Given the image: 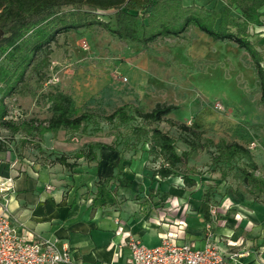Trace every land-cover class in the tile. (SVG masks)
Masks as SVG:
<instances>
[{"label":"rangeland","instance_id":"1","mask_svg":"<svg viewBox=\"0 0 264 264\" xmlns=\"http://www.w3.org/2000/svg\"><path fill=\"white\" fill-rule=\"evenodd\" d=\"M177 1L184 6L197 5L217 11H223L226 6L225 0ZM73 11L63 9V12ZM261 13L264 23V8ZM96 15L115 26V11ZM241 15L240 11H233L236 18ZM250 32L252 42L264 54V28ZM51 49L48 66L42 65L40 73L29 70L25 85L5 100L6 119L48 120L53 115L48 96L61 93L72 99L73 117L88 112L94 115L93 122L86 131L61 130L43 138L13 135L0 126V149L7 156L15 155L21 162L31 157L47 164H59L57 160L64 156L69 164H74L76 154L83 151L86 154L89 145L100 144L115 150V159L134 168L140 176L159 182L161 177L151 164L161 157L150 150V144L135 146L130 131L134 122L114 128L104 119L125 105L146 113L163 104L176 107L167 119L203 131L204 138L214 143L225 139L243 145L257 165L256 176L264 177V108L259 105V80L250 57L236 44L214 42L191 28L179 38H161L144 47L95 28L61 34ZM0 54H4L0 56L1 64L5 62L6 49ZM43 58L41 53L34 65ZM155 126L176 139L178 154L189 151L182 138L186 135L177 128L166 122ZM216 154L213 147L193 153L188 164L179 165L173 177L182 178L184 183L185 179L194 181V186L187 182L185 186L193 191L199 188L214 206L230 201L234 207L257 211L264 223V195H253L251 186L239 173V168L251 169L248 161L215 164ZM104 166L102 162L101 169Z\"/></svg>","mask_w":264,"mask_h":264},{"label":"trees","instance_id":"2","mask_svg":"<svg viewBox=\"0 0 264 264\" xmlns=\"http://www.w3.org/2000/svg\"><path fill=\"white\" fill-rule=\"evenodd\" d=\"M1 2L0 52L6 49L7 54L4 57L5 62L0 64V126L13 135L22 133L26 137L43 138L47 134H57L61 130L78 133L86 131L88 125L93 122L94 115L88 112L73 117L72 99L61 93L48 96L53 113L48 120L15 122L6 119L8 107L5 100L21 90L29 70L40 73L42 65L48 66L52 54L51 45L57 42L58 37L81 29L92 31L99 28L115 35L121 41L144 47L161 38H179L191 28L197 29L213 41L234 43L248 54L254 65L261 93L259 105L264 108V54L259 51L257 44L252 42L250 32L251 29L264 26L261 13L264 0H225L226 6L223 11L197 5L184 6L177 0H1ZM66 8L74 11L63 12ZM234 10L241 12L240 18L233 16ZM108 11H115V26L96 15L97 12ZM41 53H44L43 60L34 65V61ZM175 109L174 106L158 104L152 111L145 113L136 107L125 105L117 108L104 120L114 128L134 122L130 131L135 146L140 143L150 144V150L163 158L167 165L158 172L161 179L175 176L178 166L187 165L193 153L207 151L213 147L217 153L213 159L215 164H231L238 159H246L251 169L239 168L240 176L251 186L253 195H264V177L256 176L257 165L247 148L236 142H227L225 139L214 143L203 137V131L167 119L166 117ZM163 122L186 135L182 138L189 151L181 154L176 152V139L155 126ZM102 147L105 146L89 145L88 154H76L75 159L94 160L93 150ZM57 163L69 169L76 167V163L69 164L64 156L60 157ZM118 163L120 176L124 166L123 161L119 160ZM117 179L123 186L131 185L128 179L119 177ZM186 182L190 186L195 184L189 179H185Z\"/></svg>","mask_w":264,"mask_h":264},{"label":"crops","instance_id":"3","mask_svg":"<svg viewBox=\"0 0 264 264\" xmlns=\"http://www.w3.org/2000/svg\"><path fill=\"white\" fill-rule=\"evenodd\" d=\"M93 152L94 160L75 159L76 167L67 169L31 157L21 162L0 149V176L13 179V192L0 195V212L6 205L20 234L68 249L72 264H129L131 253L124 243L129 235L149 248L175 236L178 245L199 250L212 242L227 258L248 252L237 264H264V223L256 210L233 205L212 222L215 206L199 188L193 191L177 177L152 182L125 162L119 176L113 150L105 146ZM118 177L131 185H121Z\"/></svg>","mask_w":264,"mask_h":264},{"label":"built area","instance_id":"4","mask_svg":"<svg viewBox=\"0 0 264 264\" xmlns=\"http://www.w3.org/2000/svg\"><path fill=\"white\" fill-rule=\"evenodd\" d=\"M82 45L84 49L88 48L85 41ZM151 166L158 173L167 165L163 159L158 158ZM12 192L13 179L0 176V195L5 197ZM232 207L233 204L226 201L211 208L212 222L218 220L221 212L227 214ZM207 230H212V223L207 225ZM176 239L177 236L167 237L160 246L149 248L135 236L129 235L124 241L131 253L129 264H228L229 260L231 264H237L249 256L244 251L233 253L227 258L212 242L199 250L192 245H178ZM0 264H72V256L68 249L60 250L48 240L34 238L26 232L20 234L14 227V220L7 206L3 205L0 212Z\"/></svg>","mask_w":264,"mask_h":264}]
</instances>
